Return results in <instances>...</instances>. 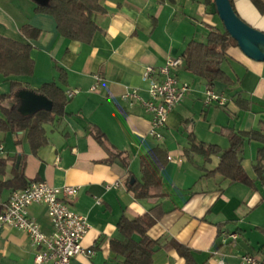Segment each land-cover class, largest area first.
<instances>
[{
  "label": "crops",
  "instance_id": "obj_1",
  "mask_svg": "<svg viewBox=\"0 0 264 264\" xmlns=\"http://www.w3.org/2000/svg\"><path fill=\"white\" fill-rule=\"evenodd\" d=\"M36 1L43 0H0V35L30 43L34 61L31 76L10 77L26 87L16 88L6 103L16 98L18 112L25 115L50 108V100L34 91L44 83L57 84L64 95L68 90L78 92L67 98L66 115L44 124L47 143L36 152L31 151L27 132L19 133L17 144L13 133L0 131V157L7 159L0 178L8 180L22 172L27 182L78 187L71 207L87 218L83 244L93 254L79 255L72 264H122V256L110 246L112 240H124L117 227L119 219L142 216L156 204L165 212L147 232L158 242L153 264H185L174 241L190 249L196 264H238L241 254L262 250L264 183L256 180L252 167L261 143L246 141L243 146L242 165L255 181L252 187L229 183L219 175L205 177L219 155L205 161L188 150V136L192 133L195 142L213 143L224 150L229 141L219 134L221 127L264 134V62L246 57L231 45L221 63L232 81L225 85L192 74L182 60L172 71L189 87L169 112L162 138L155 139L149 134L151 116L141 101L124 100L121 95L137 88L140 98L147 99L144 67L157 68L169 58H181L191 40L205 42L209 29L218 26L212 6L205 0H99L104 12L94 17L98 30L89 43H82L63 37L52 16L35 13ZM232 2L241 19L264 32V12L251 0ZM23 25L39 29V36L23 37ZM60 69L65 82L59 79ZM95 75L101 80L96 90H90ZM207 86L228 98L225 107L205 105ZM10 90L9 81L0 73V94ZM91 125L117 150L128 153L127 167L105 161L108 154L89 133ZM157 145L168 155L160 173L164 196L136 199L126 182L130 176H141L140 155ZM12 190L4 188L0 193V209ZM27 211L43 231H51L43 205L32 204ZM225 230L237 231L239 238L233 244L223 243L220 233ZM34 251L25 232L0 224V264H37Z\"/></svg>",
  "mask_w": 264,
  "mask_h": 264
},
{
  "label": "trees",
  "instance_id": "obj_2",
  "mask_svg": "<svg viewBox=\"0 0 264 264\" xmlns=\"http://www.w3.org/2000/svg\"><path fill=\"white\" fill-rule=\"evenodd\" d=\"M260 12H264V2L262 0H251ZM233 6L232 0H230ZM207 5H211L214 14H217L214 0H205ZM35 13L48 14L53 17L58 32L69 40H76L82 43H89L94 33L98 30L95 23V15L104 12L99 0H47L45 3L35 2ZM23 37L29 40L39 36V29L30 25H23L20 28ZM237 46L227 31L211 27L205 42L191 40L182 54L184 67L192 74L206 78L209 82L219 81L229 85L232 81L222 70L221 63L226 58L227 49ZM32 46L30 43L15 40L0 35V73L3 74L10 83V92L0 94V131L11 132L16 136L15 142L19 143V133L27 132V139L34 153L47 143L44 124L54 122L66 115L65 105L67 98L63 90L55 83L42 84L37 93L46 96L51 106L49 109L37 110L31 114L22 115L17 110V100L9 105L7 100L13 98V91L16 88L26 87L21 81L10 77L33 74L34 61L30 55ZM59 79L65 82V73L59 70ZM89 133L97 143L104 148L108 157L107 163L117 161L123 167L129 163L128 153L117 150L111 145L106 135L96 126L91 125ZM219 134L225 136L229 141V147L222 150L220 146L208 143H197L194 135L189 134V151L197 153L205 161H209L213 155H219L216 166L211 170H206L205 177L221 176L229 183L239 182L249 186H254L252 180L242 165V151L246 141H257L261 146L257 148L253 170L256 180L264 183V134L258 130L235 131L230 127H221ZM168 155L162 145H157L139 157L141 176L136 178L130 176L126 182V187L136 199L160 198L164 196L161 170L167 164ZM7 159L0 157V176L5 173ZM132 181L130 182V180ZM27 182L22 172L8 180L0 178V193L4 188L20 189L27 186ZM13 191V190H12ZM165 210L156 204L149 211L138 217L127 218L122 216L117 227L123 235L124 240H112L111 250L122 256V264H153V254L158 246V242L151 239L147 232L155 224L156 220ZM133 235H138L139 239H133ZM173 247L184 259L185 264H196L192 258L190 249L176 241L172 242Z\"/></svg>",
  "mask_w": 264,
  "mask_h": 264
},
{
  "label": "built area",
  "instance_id": "obj_3",
  "mask_svg": "<svg viewBox=\"0 0 264 264\" xmlns=\"http://www.w3.org/2000/svg\"><path fill=\"white\" fill-rule=\"evenodd\" d=\"M181 62V58H169L164 65L157 68L152 65L144 67L142 80L147 84V99L140 98L137 88H131L121 95L124 100L141 101L144 112L151 116L149 134L155 139L162 138L161 130L166 126L169 112L181 101L189 87L188 83L179 82L172 71ZM94 78L95 83L90 90H96L101 80L98 75ZM77 92V89L68 90L65 96L70 98ZM204 103L225 107L228 98L207 86ZM77 190V186L55 188L45 181H32L24 188L11 191L2 205L0 224L17 228L27 234L35 250V263L72 264V260L79 255L89 257L93 254V249L83 244L89 229L87 218L71 207V199ZM32 204L46 208L50 232L43 231L40 224L29 215L27 208ZM220 237L223 243L229 241L233 244L239 238V233L225 230L220 233ZM238 264H264V246L257 253L241 254Z\"/></svg>",
  "mask_w": 264,
  "mask_h": 264
},
{
  "label": "water",
  "instance_id": "obj_4",
  "mask_svg": "<svg viewBox=\"0 0 264 264\" xmlns=\"http://www.w3.org/2000/svg\"><path fill=\"white\" fill-rule=\"evenodd\" d=\"M46 1L36 2L45 3ZM214 4L224 29L236 41L241 52L254 61L264 62V32L241 19L235 12L230 0H214Z\"/></svg>",
  "mask_w": 264,
  "mask_h": 264
},
{
  "label": "rangeland",
  "instance_id": "obj_5",
  "mask_svg": "<svg viewBox=\"0 0 264 264\" xmlns=\"http://www.w3.org/2000/svg\"><path fill=\"white\" fill-rule=\"evenodd\" d=\"M215 16V20L217 22V28L220 29V30H223V25H222V22L220 21L219 17L217 14L214 15ZM225 66V65H224ZM224 68V67H223Z\"/></svg>",
  "mask_w": 264,
  "mask_h": 264
}]
</instances>
